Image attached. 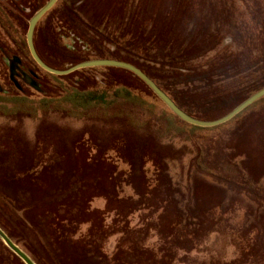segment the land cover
<instances>
[{
    "label": "rangeland",
    "instance_id": "rangeland-1",
    "mask_svg": "<svg viewBox=\"0 0 264 264\" xmlns=\"http://www.w3.org/2000/svg\"><path fill=\"white\" fill-rule=\"evenodd\" d=\"M49 1L0 0V230L34 264H264V97L199 127L125 69L44 72L27 32ZM257 18L264 0H59L34 45L59 71L132 64L216 121L264 88ZM14 57L40 90L8 82ZM0 264H26L1 236Z\"/></svg>",
    "mask_w": 264,
    "mask_h": 264
},
{
    "label": "water",
    "instance_id": "water-1",
    "mask_svg": "<svg viewBox=\"0 0 264 264\" xmlns=\"http://www.w3.org/2000/svg\"><path fill=\"white\" fill-rule=\"evenodd\" d=\"M59 0H50L42 9H40L30 20L29 22V29L27 32V44L29 51L35 60V62L45 71L55 74V75H67L70 73H73L77 70L84 69V68H90V67H100V66H106V67H115V68H121L128 71H131L138 77H140L151 89L152 91L162 100V102L181 120L185 121L186 123H189L191 125L199 126V127H213L218 126L221 124H224L231 119L235 118L238 114H240L242 111H244L246 108L260 100L264 97V88L254 95H252L250 98L245 100L243 103H241L238 107H236L232 112H230L225 117L216 120V121H203L196 119L192 117L191 115L184 112L177 104L161 89L158 87V85L150 78L148 77L143 71H141L136 66L123 62L118 60H110V59H101V60H93V61H87L80 63L78 65H75L71 67L70 69L66 71H59L56 69H53L49 66H47L39 57L35 45H34V33L37 24L39 21L56 5V3ZM15 62L19 63L20 59L18 57L13 58ZM30 85L40 90V86L36 81L31 79ZM1 91V87H0ZM0 236L4 240V242L18 255L20 256L26 264H34L28 256H26L12 241L0 230Z\"/></svg>",
    "mask_w": 264,
    "mask_h": 264
},
{
    "label": "flooded vegetation",
    "instance_id": "flooded-vegetation-1",
    "mask_svg": "<svg viewBox=\"0 0 264 264\" xmlns=\"http://www.w3.org/2000/svg\"><path fill=\"white\" fill-rule=\"evenodd\" d=\"M13 62L17 66H14V67H12V65L10 66L11 73H9L7 79H8V82L13 84L17 89L22 90L23 83L30 84L31 79L33 80L36 79L38 74L34 70L30 69L27 66V64L23 62L17 63L14 61V59H13ZM8 63L9 61L7 63L3 62V64L0 63V66L8 67Z\"/></svg>",
    "mask_w": 264,
    "mask_h": 264
},
{
    "label": "trees",
    "instance_id": "trees-1",
    "mask_svg": "<svg viewBox=\"0 0 264 264\" xmlns=\"http://www.w3.org/2000/svg\"><path fill=\"white\" fill-rule=\"evenodd\" d=\"M253 21H255V22H253ZM253 21H250V19H248L246 22H247V24L248 25H251V26H260V29H259V31H262V29L264 30V19H260V18H257V19H255V20H253ZM257 21V22H256ZM256 27V28H257ZM256 35H257V32H256ZM28 49V48H27ZM28 52H29V49H28ZM29 54H30V52H29ZM30 57H31V59H32V61L34 62V64L38 67V68H40L42 71H44V72H46L45 70H43L36 62H35V60L33 59V57L31 56V54H30ZM125 71H128V70H125ZM128 72H130V73H132L131 71H128ZM48 73V72H47ZM133 75H135L134 73H132ZM136 77H137V75H135ZM144 83V82H143ZM147 86V85H146ZM150 88V87H149ZM151 90V89H150ZM152 91V90H151ZM256 93V92H255ZM253 95V94H252ZM157 96V95H156ZM174 101H175V103L182 109V110H184L185 112H187L189 115H191L192 117H194V118H196V119H199V120H205L204 118H202L201 116H198V115H195V114H193V113H190V112H188L182 105H180L178 102H177V100H175L174 99Z\"/></svg>",
    "mask_w": 264,
    "mask_h": 264
}]
</instances>
